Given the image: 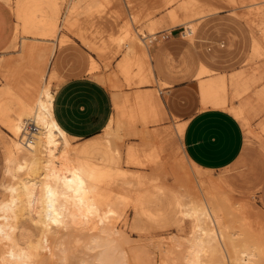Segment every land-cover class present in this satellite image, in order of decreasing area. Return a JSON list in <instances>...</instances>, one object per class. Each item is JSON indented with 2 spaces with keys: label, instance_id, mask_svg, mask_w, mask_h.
<instances>
[{
  "label": "bare ground",
  "instance_id": "1",
  "mask_svg": "<svg viewBox=\"0 0 264 264\" xmlns=\"http://www.w3.org/2000/svg\"><path fill=\"white\" fill-rule=\"evenodd\" d=\"M138 1L140 6V0ZM104 2L105 0H16L14 13L21 21L25 31L47 38L53 33V29L60 25L61 21H68L75 11L81 10L91 15L95 10H99ZM181 2L179 8L184 9L185 13L180 17L176 11H173L171 13L172 23L175 25L187 23L185 29L188 28V31L192 33L198 19L215 12L218 8L217 3H214L213 0H184ZM231 2L232 4L243 3L237 7H245L242 13L250 23L255 24L256 21L261 20L264 24V0H231ZM0 5L12 13L11 0H0ZM62 6L65 7L64 12H61ZM48 8L51 12L46 11ZM136 9L135 11H137ZM135 11L132 10L133 17L140 19L139 13ZM132 20L134 22L133 18ZM36 24L41 27L38 28ZM18 27L16 25L6 48L16 44ZM149 29V32L139 30L127 21L122 34L117 36L119 43L123 42L122 60L118 64L116 74H108L104 78L105 83L113 88V102L116 111L105 126L106 134L102 144L98 140L81 144L73 142V134L61 125L54 112L57 89L47 85L46 81L39 86L35 99L29 100L28 104L22 103L14 120L7 118L11 124V133L5 149V172L10 175L11 180L5 186L7 195L0 199V237L11 240L8 242L12 248L14 247L15 255L20 259L19 262L32 263L40 253L39 246H42L41 243L38 245L35 242L36 236L35 239L28 235L24 241H19L13 235L14 232H17L15 229L19 226L21 219L28 216L42 226V232H39L42 235L45 230V232L51 230L53 225L65 228L73 224L75 226L76 223L79 225L88 224L95 233L92 231L94 234L92 236L90 234L91 237L86 240L88 245L85 246L94 249L96 255L94 253L93 260L90 259L94 262L86 261L85 263L127 264V250L122 246L120 238L115 236V233H120L119 224L109 222L112 221L114 212L119 213L121 210L114 203L108 204L110 206L105 208L100 185L103 178L109 179L114 175L121 183H118L120 186L123 184L126 187L128 184L131 187L132 185L138 186L139 184L136 185V183L141 181V175H135L136 173L133 174V172L124 169L122 162L125 157L127 163L144 164L143 160H136V158L139 152L143 155L144 151L141 150H147L148 153L144 155H153L152 157H154L152 161H149L152 157L147 159L152 165V169L158 170L161 168L160 164L163 166L170 164L174 168L176 174L174 183H169L166 177L162 179V182L167 184L165 185L168 190L167 194L171 202L174 200V206L178 204L181 216L190 217V223H192L191 233H189L184 247L183 242L180 243L183 259L178 257L179 259L188 261L189 264H264V214L261 215L262 212H259L261 216L253 219L252 214L257 212L255 205L234 198V189L230 184L234 180L233 177L226 173L215 175L211 168H202L192 163L184 150H180L177 154L167 150V145L175 136V132L181 136L186 121L176 124L175 130L173 128L149 127L150 124L162 122L167 118L162 104V94L160 96L159 93L160 88L144 90L140 87L141 84L153 82L155 79L152 69L153 62L151 65L149 61L154 56L150 50L153 45L150 47L147 38L151 40L162 35V32L160 33L162 28H159L158 22L152 24ZM259 29V33L253 32L250 65L230 74L203 69L201 73L206 72V76L198 80L193 90L187 92L180 90L179 93L166 95L172 109L175 108L173 111L181 110L183 113L180 112V114H185V112L194 113L207 107L226 108L241 119L247 131L252 133L251 114L264 111V61L254 64L256 58H264V26L261 25ZM22 37L21 46L25 44L26 36L22 35ZM98 46L100 51L105 50L104 44ZM92 71L95 70L89 69V72ZM54 74H56V69ZM119 75L123 76L125 84L128 86L136 85L138 87L129 92L120 91L119 87L122 83H120ZM236 99L240 101L237 103ZM1 112L4 115L7 114L5 109H2ZM26 118L34 119L40 127L35 141L30 144L24 143L21 138L23 122ZM139 122L143 124V127L138 126ZM121 129L125 130L126 134L140 136L142 140L139 144H127L123 150H119L117 147L111 149L107 153L110 172L106 176L107 173L105 175V171L100 169L94 155L103 151L104 147L111 148L112 136L118 135ZM261 132L264 133V120L261 122ZM160 152H163V156L159 154ZM86 153H90V156H85ZM158 161L160 164L157 165ZM186 161H189L193 168L190 167L189 170L187 164H183ZM101 166H103L102 163ZM104 166H106V161ZM162 171L164 172L165 169ZM179 172L182 174L179 175ZM165 175L163 173V176ZM177 175L181 176L179 178L182 179L181 181H177ZM158 178L159 176L150 175L147 180L154 183ZM118 180L113 183H117ZM104 188H108V186ZM118 188L120 187L118 186ZM114 189L115 187L113 190L109 187L110 191H118L117 189L114 191ZM123 189L125 188L123 187ZM121 191L123 192V190ZM100 217H103L102 221L99 220ZM20 234L22 233L20 232ZM20 234L18 235L20 236ZM46 237V235L43 236V239ZM44 241L46 240L44 239ZM57 242L60 243V241ZM46 243L49 244L47 241ZM65 244L67 245L65 242L63 246ZM180 244L178 243V245ZM51 245L53 248L55 245L57 250L63 247L62 244H59L61 248L56 246L58 245L56 242ZM66 248L68 245L64 247V249ZM0 250L6 252L3 247ZM51 252L53 251L50 249L49 253L51 254ZM58 253L56 251L54 255L58 256ZM62 253L64 252L62 251ZM66 253L62 254V261L65 258L68 259V253ZM12 255L9 253L10 259ZM69 255L68 257H70ZM0 259L3 258L0 257ZM85 260L87 259L85 258ZM167 260L166 258L165 261ZM15 262V264L19 263ZM161 262L160 264H164Z\"/></svg>",
  "mask_w": 264,
  "mask_h": 264
},
{
  "label": "rangeland",
  "instance_id": "2",
  "mask_svg": "<svg viewBox=\"0 0 264 264\" xmlns=\"http://www.w3.org/2000/svg\"><path fill=\"white\" fill-rule=\"evenodd\" d=\"M153 1L140 0L141 4L139 6L138 0H105L101 8L95 10L91 15L85 11H75L68 21H61V26L57 25L53 29V33L47 38H42L44 36L37 33L25 31L21 21L14 13L15 24L19 26L17 42L12 47L6 48L5 46L4 51L0 52V199L7 195L5 186L11 180L10 175L5 172V149L7 139L10 138L11 133V124L7 118L14 120L22 103L26 102L28 104L29 100L35 99L39 86L43 85L45 81L47 85L49 84L53 89H57L69 77L85 75L92 79L96 78L105 84L110 89L109 92L111 98H113V88L105 83L104 78L108 74H116L115 71H117L118 64L122 60L121 47L123 42L119 43L117 36L122 34L127 21L135 28L146 30L147 32L150 30L149 27L157 22L159 28H162L160 31L162 35L154 37L151 40L147 38V41L149 40L150 47L153 45L150 48L152 54L160 51L168 70L160 73L158 68L154 66L152 69L156 80L145 82L140 87L144 90L160 88L159 93L160 96L162 94V104L167 118L162 122L150 124V128H173L175 130L176 124L183 123L193 114L188 112L180 114L181 110H176L177 112L173 111L175 108L173 107L172 109L166 95L179 93L180 90L181 92L193 90L198 80L206 76V72L201 73L203 69L207 68L211 71H222L230 74L250 65V56L253 51L251 45L253 32L259 33L260 26H264V24L261 20L256 21L255 24L250 23L242 13L245 7H237V5L243 4L242 2L232 4L231 0H213L214 3H217L218 8L215 12L198 19L192 33L188 31V28L185 29L188 25L187 23L177 25L172 23L171 13L173 11H176L180 17L185 13L184 9L179 8L180 2L184 0H171L169 2L168 0ZM11 5L14 10L16 0H11ZM64 10L65 7L62 6L61 12H64ZM132 10L139 13L140 19L133 17L134 13ZM46 11L51 12L49 8ZM7 12L6 8L0 5V43L4 41L3 33L7 23ZM36 26L38 28L41 27L38 24ZM22 35L26 36L23 46L20 45V41L23 39ZM103 44L105 45V50L100 51L98 45ZM149 61L152 65V62H156V58L151 57ZM263 61L264 58H256L254 64H259ZM55 69H57L56 74H54ZM89 69L95 71L88 72ZM92 75L96 77L93 78ZM119 78L120 83H122L119 87L120 91L129 92L138 87L136 85L128 86L125 84L121 75H119ZM239 101V99L235 100L237 103ZM112 103L114 105V102ZM2 109L7 111L6 115L1 112ZM115 111L114 105V107L112 106L113 114ZM263 120L264 111L253 112L250 121L253 132L249 133L243 125L245 145L242 153L230 166L212 169L215 175L226 173L233 177L234 180L230 184L234 189V198L239 201L250 202L257 208V212L252 214L253 219L264 214L260 196L261 177L264 173V133L261 132V122ZM138 126L141 128L143 124L139 122ZM105 132L106 129L104 127L102 131L95 135L83 138L81 136H73L72 140L77 144L98 140L102 144L105 140ZM141 140L140 136L126 134L125 130L121 129L118 135L112 136L111 148L104 147L103 151H99L94 155V158L97 160L100 169L105 171L104 174L106 175L107 173L106 176H108L110 170L108 169L109 157H107V153L116 147L119 150H123L129 143L139 144ZM184 149L182 135L180 136L175 132V136L167 145V150L177 154L180 150ZM141 151H144L143 155L139 152L136 160H143L144 164L136 162V164L130 162L128 164L125 157L122 162L124 169L133 172V174L136 173L135 175H141V181L136 183V185L139 184L138 186L132 185L131 187L128 183L127 187L125 184L120 186L118 178L116 179L114 175L109 177V179H102L100 189L103 202L105 200V208L114 203L122 212H114L117 216L114 215L112 221L110 220L109 222L116 223V225L119 224L118 229L120 228V233H115V236L120 238L122 246L127 250V264H160L162 260L161 263L164 264L166 262L167 264H189L187 263L188 261H182L183 258L180 251L182 242L184 247L190 235L189 233H191L192 223H190V217L181 216L177 201L175 203L177 205L174 206V200L171 202L167 194L168 190L165 186L167 184L162 182V179L166 177L169 183H174V180H176L174 168L170 164L165 165L166 167L163 166L160 164V161L162 162L160 160L157 165L160 164L161 168H158V170L152 169L149 161L153 160V155H147V158L144 155L148 153L147 150ZM162 153L160 152L159 154ZM84 155L90 156V153ZM143 157L145 159H142ZM149 158L150 160L147 161ZM105 161L106 166H104ZM101 163L103 166H101ZM153 163L155 162L153 161ZM183 164H187L189 170L193 168V165L189 161L183 162ZM162 168L165 169L164 172ZM163 173L167 175L163 176ZM181 174L182 172H179V175ZM150 175L154 177L159 176V178L154 183H150L147 180ZM179 178L181 176L177 177V181L182 180ZM115 180H118V182L113 183ZM109 181L112 182L111 185ZM106 186L108 188H104ZM109 187H111V190L115 187L114 191L116 189L118 191H110ZM120 193L123 194L121 195ZM112 200L113 202H111ZM259 212H262V214L260 215ZM30 220H32L31 217H23L17 227L18 230L17 228L15 229L17 232L13 233L19 241H24L26 236L31 235L35 239L37 237L38 241L37 239H33L38 245L39 243L42 244V246H39L40 253L36 256L35 262L32 261V263L28 262L25 264H84L86 261L88 263L94 262L91 261L93 260L92 256L94 257V249H90L88 246L89 250L85 246L86 244L88 245L86 242L87 238H90L95 233L94 229L88 224L82 223V226L79 223H76L75 226L74 224H69L70 226L65 228L53 225L48 232L43 230L42 235L39 233L42 232V226L38 222H35V220H32V222ZM99 220L102 221L103 217H100ZM87 226H89L88 229ZM95 230L97 231V229ZM45 235L49 237L44 238L49 244L43 239ZM179 240L182 241L179 242ZM8 241L11 240L0 237V249L2 247L6 249V252L5 250H0V257L3 258L0 259V264L2 262L3 264H15V261L19 262L20 260L15 255L14 247L12 248ZM57 241H60V243ZM54 242L58 244L56 245L58 247L59 244L63 246V243L66 242L68 248L64 249L67 246L65 244L62 249L57 250L55 249V245L54 248L51 245ZM178 243H181V246ZM49 247L53 251L51 254L54 255L57 251L61 255L58 253V256H52L49 253ZM7 251L13 254L10 256L11 259ZM66 252L70 254V257H68ZM65 253L68 259L65 258L62 261L63 257L61 258V256ZM84 257L87 260L84 261ZM164 257L168 260L162 259ZM18 264L24 263L20 261Z\"/></svg>",
  "mask_w": 264,
  "mask_h": 264
},
{
  "label": "crops",
  "instance_id": "3",
  "mask_svg": "<svg viewBox=\"0 0 264 264\" xmlns=\"http://www.w3.org/2000/svg\"><path fill=\"white\" fill-rule=\"evenodd\" d=\"M15 20L14 11L7 12L0 52L4 51L13 36ZM153 57L156 58L153 65L160 73L168 70L160 51ZM109 90L96 78L85 75L69 77L55 91L54 112L57 117L56 110L59 111L66 127L57 117L58 121L74 137L83 138L99 133L113 114V98ZM243 125L242 120L226 108L207 107L197 110L186 119L181 134L184 152L192 163L202 168L230 166L245 145ZM260 196L264 209V173L261 177Z\"/></svg>",
  "mask_w": 264,
  "mask_h": 264
},
{
  "label": "built area",
  "instance_id": "4",
  "mask_svg": "<svg viewBox=\"0 0 264 264\" xmlns=\"http://www.w3.org/2000/svg\"><path fill=\"white\" fill-rule=\"evenodd\" d=\"M39 125L32 118H26L23 122L21 138L24 143L30 144L35 141L36 134L39 131Z\"/></svg>",
  "mask_w": 264,
  "mask_h": 264
},
{
  "label": "trees",
  "instance_id": "5",
  "mask_svg": "<svg viewBox=\"0 0 264 264\" xmlns=\"http://www.w3.org/2000/svg\"><path fill=\"white\" fill-rule=\"evenodd\" d=\"M56 114H57V117H58L59 121L66 127V124L64 123L63 119L61 118L60 113H59L58 110H56Z\"/></svg>",
  "mask_w": 264,
  "mask_h": 264
}]
</instances>
